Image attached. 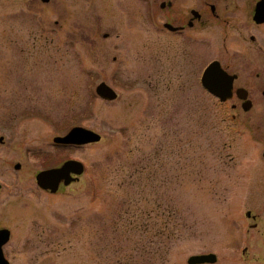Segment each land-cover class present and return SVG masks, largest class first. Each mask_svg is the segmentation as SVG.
<instances>
[{
	"label": "rangeland",
	"instance_id": "374dc122",
	"mask_svg": "<svg viewBox=\"0 0 264 264\" xmlns=\"http://www.w3.org/2000/svg\"><path fill=\"white\" fill-rule=\"evenodd\" d=\"M259 1L0 0V229L11 232V264H189L211 253L215 264H264ZM192 9L194 28L164 29ZM213 61L239 75L251 111L202 85ZM101 83L115 101L97 94ZM75 127L102 140L55 143ZM68 160L84 173L56 193L38 186L35 176Z\"/></svg>",
	"mask_w": 264,
	"mask_h": 264
},
{
	"label": "water",
	"instance_id": "95a60500",
	"mask_svg": "<svg viewBox=\"0 0 264 264\" xmlns=\"http://www.w3.org/2000/svg\"><path fill=\"white\" fill-rule=\"evenodd\" d=\"M49 2L50 0H43ZM195 16L197 12L194 13ZM253 20L257 24L264 23V0H260L256 5L255 14ZM166 28L172 30V25L166 24ZM237 78L236 75L229 74L224 70L218 61L212 62L207 69L204 71L202 76V85L209 91L212 95L218 97L221 101H227L234 96L245 101L244 109L249 110L252 107L251 101L249 102V93L244 88H238L234 90V82ZM97 94L104 100L115 101L118 98L117 93L113 88L105 83H101L97 89ZM102 140V137L89 129L84 127H75L64 137H56L54 139L55 143L63 145H76L83 146L93 143H98ZM20 164L16 165V169H20ZM84 173V165L76 160H69L65 162L61 167L46 170L45 172H40L36 177L38 186L46 191L56 193L61 183L65 186H69L76 178L72 177V174L80 176ZM1 189V185H0ZM10 231L8 229L0 230V264H10L5 258L3 253V246L10 240ZM217 261L216 254H207L200 256H192L189 258V264H215Z\"/></svg>",
	"mask_w": 264,
	"mask_h": 264
},
{
	"label": "flooded vegetation",
	"instance_id": "af4514ba",
	"mask_svg": "<svg viewBox=\"0 0 264 264\" xmlns=\"http://www.w3.org/2000/svg\"><path fill=\"white\" fill-rule=\"evenodd\" d=\"M207 5H208V3H206ZM206 5V6H207ZM209 8H210V11H211V13L214 15V17H218L217 15H215V13H216V7L215 6H213L212 4H209ZM195 12H197L195 9L193 10H191L190 11V15H191V17L188 19V20H184L183 18H181V19H179V21L176 23V24H172V23H165L164 24V29L165 30H168V31H170V32H172V33H176V34H184V32H188V30L189 29H192V28H194L195 27V24H196V22H200L201 20H202V14H201V12L199 11V12H197V15L198 16H195ZM216 19H219V18H216ZM254 22V21H253ZM255 23V22H254ZM166 24H169V25H172V30H170V29H168V28H166L165 27V25ZM257 25V24H256ZM252 40H253V38H252ZM254 41V40H253ZM224 68V67H223ZM229 74H234V73H231V72H229V69L228 68H224ZM237 76V78L235 79V82L236 81H238V79H239V75H236ZM260 73H256V74H254L253 75V78L255 79V80H258L259 78H260ZM234 82V83H235ZM234 88H235V86H234ZM262 93V95L264 96V91H262L261 92ZM240 100V99H239ZM248 100H249V98H248ZM251 101V104H252V107L250 108V110H248V111H251L252 109H253V107H254V105H255V103L252 101V100H249V102ZM244 104H245V101H243V100H241V107H242V109L244 110ZM247 111V112H248ZM3 142V137H1L0 138V142ZM262 159H263V161H264V152H263V156H262ZM72 177H76V175L75 174H72L71 175ZM247 217H248V219L249 220H252V221H254V224H252L251 226L253 227V228H259V226L262 224V220H261V217H259V215L258 214H251V212H248L247 213ZM0 230H3V229H0ZM11 233V232H10ZM10 239H11V235H10ZM3 252H4V246H3ZM4 255H5V253H4ZM6 257V256H5ZM7 258V257H6Z\"/></svg>",
	"mask_w": 264,
	"mask_h": 264
}]
</instances>
